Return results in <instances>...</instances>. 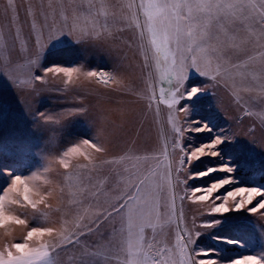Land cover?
I'll use <instances>...</instances> for the list:
<instances>
[{
	"label": "rangeland",
	"instance_id": "rangeland-1",
	"mask_svg": "<svg viewBox=\"0 0 264 264\" xmlns=\"http://www.w3.org/2000/svg\"><path fill=\"white\" fill-rule=\"evenodd\" d=\"M255 3V9L245 8L236 17L213 16L208 31L212 43H218L219 36L227 63L221 62L216 80L215 60L208 76L190 71L180 91L193 85L207 91L170 108L165 101L171 99L176 82L163 78L162 55L157 67L147 33L142 39L135 27L133 15L145 19L140 0H0V198L7 214L27 220L26 225L9 222L0 227V256L6 259L9 250L15 254L16 243L31 248L48 244L53 264H126L132 259L126 250V221L122 231L119 216L98 229L89 220L111 211L112 205L118 207L127 194L135 193L131 185L148 177L145 192L155 211L137 227H143L144 234L141 259L147 255L149 264L153 259L188 264L180 257L177 233L189 243L188 236L195 239L197 232L200 236L188 249L193 261L205 258L197 254L201 249L214 250L209 258L218 264L248 255L264 258V216L247 209L207 215L220 201L194 202L193 188L229 173L190 178L230 161L236 166L231 174L236 182L216 195L240 186L264 188V23L260 0ZM180 14L188 15L187 9ZM197 19L203 22L205 14L194 12L193 22ZM81 30L91 38L77 42L67 34ZM60 31L64 34L55 37ZM75 49L84 53L76 61L51 59L53 53L76 58ZM52 66V72L45 71ZM188 104L192 111L187 118L180 108ZM188 119L207 122L212 131L189 132ZM217 134L235 139L219 146L220 156L189 164L190 151ZM169 165L171 189L165 179ZM15 175L28 184L31 199L42 201L37 210L24 206L22 186L20 193L10 190ZM170 192L176 196L175 212ZM213 220L220 223L201 227ZM84 224L94 231L89 233ZM32 227H52L56 234L27 241ZM61 231L76 234L71 244L60 239Z\"/></svg>",
	"mask_w": 264,
	"mask_h": 264
},
{
	"label": "snow or ice",
	"instance_id": "snow-or-ice-1",
	"mask_svg": "<svg viewBox=\"0 0 264 264\" xmlns=\"http://www.w3.org/2000/svg\"><path fill=\"white\" fill-rule=\"evenodd\" d=\"M129 8L133 5L129 4ZM257 4L255 0H140V8L143 9L144 21L141 22L133 15V21L135 27L139 29L140 37L143 39L145 32L148 36V43L152 46L156 57L157 67H159V58L163 57L165 61V68L163 71V78L175 80L176 89L171 92V99L166 100L165 103L169 107H174L179 104L181 100H193L198 97L202 92H206L207 88L200 85H193L188 87L185 91L181 92L180 89L184 86L190 78V71H195L200 76H208L209 67L213 60L217 62L216 75L212 76L213 80L217 79L220 75L221 62L227 63L225 60L226 50L219 42V36L216 37L218 43H212V36L208 31L209 24L213 16L223 15L226 19L229 17H236L238 13H242L245 8L255 9ZM259 7L262 9L260 12V20L264 23V0H260ZM181 9H187L188 15L183 16L180 14ZM205 14V19L201 22L199 19L193 22V13ZM64 34L62 31L58 32L55 37H59ZM67 34L72 36L77 42L86 41L91 36L85 33L83 30L74 35L73 31H69ZM264 35V33H262ZM52 38H50L51 40ZM238 47L237 45H232ZM55 66L45 69L46 72H52ZM58 71H64V69H58ZM89 76H97L96 72H89ZM102 77H108V73H101ZM37 80L41 79L40 76L35 77ZM70 78V76H69ZM108 82L107 79L104 80ZM179 93V96L177 95ZM165 89H160V96L163 97ZM155 95V94H153ZM85 110L80 109L78 112L83 113ZM180 111L186 114L188 118L191 115L192 106L190 104L183 105ZM77 112H70L68 115H72ZM47 120H52L50 116L45 117ZM199 124V127L195 125ZM175 131L180 133V128L176 127ZM187 131L189 132H210V128L207 122H201L199 120L187 121ZM235 139V135L229 136L225 134H217L214 138L206 143H203L194 150H191L188 155V162L191 164L193 160H199L204 156L217 157L221 155L219 146L224 144L225 141H232ZM90 143V141H85ZM91 147L100 151L96 144H91ZM76 149H73L75 151ZM181 166L184 165V160H180ZM67 167V165H65ZM178 171V170H177ZM226 172L229 175L218 181H214L208 186L196 187L191 190L192 195L195 196L194 202H207L209 200H218L219 203H215V206L211 207L210 212L207 215H223L229 212H239L242 209H247L249 212L264 216V188L257 186H240L227 191L222 196L216 195L220 189L226 185L236 182L235 177L231 175L236 171V166L229 162L209 167L203 172L192 174L190 178L203 177L212 174L213 172ZM172 170L171 165L168 166L165 179L167 181L169 189L172 188ZM148 177L139 180L138 183H133L131 186L135 187V193L127 194V198L123 203L111 206V211L106 210V214L96 213L95 220L90 218L89 224L95 223L98 229L100 224L107 221L109 218L119 216L123 224L126 221L127 224V252L131 255L132 259L127 261L126 264H149V258L144 255L141 259V254L144 246V234L143 227H137L144 219L155 211L148 194L145 192V182ZM22 186V200L24 206H30L33 210L38 209V204L42 201H35L30 198V188L24 179L20 175H15L12 178L10 190L20 193ZM199 193V195H196ZM215 194V195H214ZM259 201L254 207H249L254 201ZM183 200V197L180 198ZM229 200L232 201L229 206ZM170 201L172 211L176 209V196L174 192H170ZM12 203L20 204L19 200H13ZM102 215V219H101ZM82 220L83 217H80ZM14 222L18 225H26L27 220L21 219L17 216L9 215L5 212L3 198H0V227ZM220 223L218 220L205 221L201 224V227H213ZM89 224L82 225L87 229L89 233L94 231L93 227ZM81 225H78V227ZM56 234V229L52 227H32L27 232L26 240L31 241L34 237L43 238L45 235L53 236ZM83 233L81 232V235ZM200 232L195 233V239L191 235L188 236L189 243H185V237L177 233L176 245L180 250V257L188 264H218L216 259L209 258L212 249H201L197 252L198 255L205 257L198 261H193L188 253L190 244H194L200 236ZM76 234L69 232L67 235L63 231L59 233V237L62 241L69 244L73 242L72 237ZM76 240L79 241V236H76ZM236 243L237 241H231ZM58 245H51V247H57ZM16 253L7 251V258L0 256V264H37L38 261H46V264H53L51 253L48 251L50 245L43 244L41 248H31L28 243H16L13 245ZM151 264H161V261L153 259ZM170 264H175V261H171ZM231 264H264V258L261 256L248 255L242 258L231 261Z\"/></svg>",
	"mask_w": 264,
	"mask_h": 264
},
{
	"label": "trees",
	"instance_id": "trees-1",
	"mask_svg": "<svg viewBox=\"0 0 264 264\" xmlns=\"http://www.w3.org/2000/svg\"><path fill=\"white\" fill-rule=\"evenodd\" d=\"M72 47V46H71ZM73 51H76L78 54H79V56L78 57H76V58H72V54H67V55H69V57L68 58H57V56L53 53V56H52V58L51 59H55L56 61H60V62H66V61H68V62H73V61H76L79 57H81L84 53H83V51L82 52H80V51H78V50H73ZM73 51H69V52H73ZM65 53L66 52H68L67 50H65L64 51ZM63 53V52H62ZM66 56V55H65ZM80 119V118H79ZM82 119H84V117H82ZM81 120V119H80ZM73 122V121H72Z\"/></svg>",
	"mask_w": 264,
	"mask_h": 264
}]
</instances>
